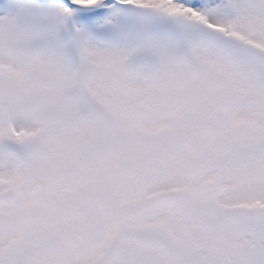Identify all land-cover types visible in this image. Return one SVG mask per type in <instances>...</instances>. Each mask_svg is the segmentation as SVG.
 Here are the masks:
<instances>
[{
	"label": "snow or ice",
	"instance_id": "1",
	"mask_svg": "<svg viewBox=\"0 0 264 264\" xmlns=\"http://www.w3.org/2000/svg\"><path fill=\"white\" fill-rule=\"evenodd\" d=\"M0 264H264V0H0Z\"/></svg>",
	"mask_w": 264,
	"mask_h": 264
},
{
	"label": "clouds",
	"instance_id": "2",
	"mask_svg": "<svg viewBox=\"0 0 264 264\" xmlns=\"http://www.w3.org/2000/svg\"><path fill=\"white\" fill-rule=\"evenodd\" d=\"M10 3L12 4L13 7H15L16 5L22 3V0H10Z\"/></svg>",
	"mask_w": 264,
	"mask_h": 264
}]
</instances>
